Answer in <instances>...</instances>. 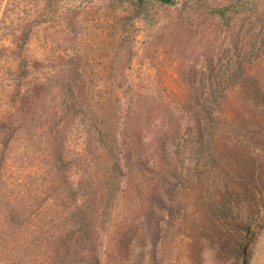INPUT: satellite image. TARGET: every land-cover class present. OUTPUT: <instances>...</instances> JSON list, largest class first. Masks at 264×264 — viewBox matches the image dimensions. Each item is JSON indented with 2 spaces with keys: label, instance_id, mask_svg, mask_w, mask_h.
<instances>
[{
  "label": "trees",
  "instance_id": "obj_1",
  "mask_svg": "<svg viewBox=\"0 0 264 264\" xmlns=\"http://www.w3.org/2000/svg\"><path fill=\"white\" fill-rule=\"evenodd\" d=\"M3 1L0 264H158L140 248L139 236L165 209L161 192L173 196L166 186L168 177L180 178V153L197 155V177L215 180L223 164L221 141L232 129L222 113L228 89L252 98L264 91V82L252 70V56L244 60L237 52L227 71L206 53L204 73L187 70L183 89L141 85L132 68L140 26L182 44L201 15L234 37L236 25L249 21L252 30L257 21L264 46V0H112L106 33H100L126 55H117L119 62L111 57L108 72L89 65L87 41L77 42L83 35L66 17L65 0ZM161 10L171 13L168 20H153ZM238 42L236 49L243 46V39ZM94 58L102 63L109 57ZM160 100L165 117L152 121ZM122 200V209L136 216L111 221ZM210 205L214 221L221 222Z\"/></svg>",
  "mask_w": 264,
  "mask_h": 264
},
{
  "label": "rangeland",
  "instance_id": "obj_2",
  "mask_svg": "<svg viewBox=\"0 0 264 264\" xmlns=\"http://www.w3.org/2000/svg\"><path fill=\"white\" fill-rule=\"evenodd\" d=\"M68 1L64 2L66 17L76 20L78 32L83 35L77 42L87 41L84 51L91 58L89 65L94 71L108 72L114 66L111 57L119 62L126 55L125 49L117 50L118 46L100 33L107 29L106 23L113 11L108 9L112 0ZM170 14L157 11L153 20L166 21ZM252 22V30L249 21L242 27L236 25L234 37L224 33L223 28L215 30L211 17L201 15L193 21L189 38L181 41L182 44L167 42L166 34H157L148 24H143L137 38L133 74L141 77L137 81L144 86L183 89L187 70L195 68L196 72L204 73L206 53L218 61L220 65L216 67L227 71L235 67L239 52L244 60L252 56V70L264 82V46L257 33L260 24ZM238 38L243 39V46L236 49L233 42L238 44ZM150 39L152 44L146 48ZM98 55L109 58L97 63L94 57ZM117 55L121 57L117 59ZM127 65L122 62L119 67L125 69ZM107 79L105 76L103 81ZM228 92L222 113L228 119L226 127L232 129L225 132L221 141L223 164L217 174L219 180L198 178L193 171L194 159L198 156L180 153L181 164L176 169L180 178L168 177L170 184L166 186L173 191V196L161 192L165 209L153 216L151 229L140 233V248L148 257L154 256L158 264H264V91L259 96L252 92V98L244 90L229 88ZM162 106V100L155 102L152 121H163ZM109 116L113 121V113ZM98 173L103 175L102 168ZM171 183L177 186L173 188ZM210 201L220 211L221 222L214 221L209 211ZM124 203L120 201V212L117 217H110L111 221L136 216L135 211L122 209ZM3 219L4 214L0 212V220Z\"/></svg>",
  "mask_w": 264,
  "mask_h": 264
}]
</instances>
